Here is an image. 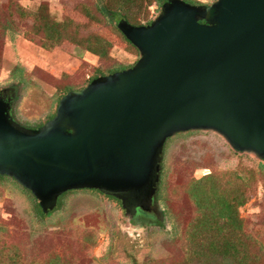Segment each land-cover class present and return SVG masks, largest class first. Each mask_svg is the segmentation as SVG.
I'll use <instances>...</instances> for the list:
<instances>
[{
    "label": "rangeland",
    "instance_id": "obj_1",
    "mask_svg": "<svg viewBox=\"0 0 264 264\" xmlns=\"http://www.w3.org/2000/svg\"><path fill=\"white\" fill-rule=\"evenodd\" d=\"M99 1L0 0V91L18 90L12 115L22 127L39 129L68 90L79 91L140 59L116 32L118 23L96 10ZM163 1L144 9L141 26L160 15ZM182 1L210 6L218 0ZM57 34L67 39L55 44ZM92 47L105 56L89 52ZM207 175L236 196L241 225L225 223L222 233L200 226V206L188 189ZM160 176V217L149 218L91 190L66 193L59 208L42 217L29 191L1 178L0 264H264L262 160L237 153L216 133L189 132L166 142ZM224 239L242 241L235 257L210 245Z\"/></svg>",
    "mask_w": 264,
    "mask_h": 264
},
{
    "label": "water",
    "instance_id": "obj_2",
    "mask_svg": "<svg viewBox=\"0 0 264 264\" xmlns=\"http://www.w3.org/2000/svg\"><path fill=\"white\" fill-rule=\"evenodd\" d=\"M117 28L136 65L69 92L39 129L17 124L0 100V177L45 215L79 190L149 211L165 144L179 134L213 132L264 162V0H167L150 24Z\"/></svg>",
    "mask_w": 264,
    "mask_h": 264
},
{
    "label": "trees",
    "instance_id": "obj_3",
    "mask_svg": "<svg viewBox=\"0 0 264 264\" xmlns=\"http://www.w3.org/2000/svg\"><path fill=\"white\" fill-rule=\"evenodd\" d=\"M148 2L145 3L144 0H100L97 3L96 10L99 12V14L104 17L105 19L109 18L111 21H115L118 23L120 20H125L128 22V24L140 27L141 19L140 16L142 12L145 10H148L149 6L152 4L154 0H147ZM167 0H164L165 2ZM137 12H136V11ZM144 20L148 19L147 15H144ZM116 32L121 36L122 40L129 45L132 48H135L125 37L124 35L118 30V28H115ZM64 39H67L65 35L57 34V37L55 39V44H60ZM73 42L77 43V40H73ZM81 46L82 43L78 42ZM94 55H99L100 57H104L105 54L98 52L93 47L90 48V51ZM121 70H114L107 74H101L100 76H106L113 74ZM84 88V87H83ZM81 88L80 90H82ZM74 89H70L68 91H72ZM161 175V171H160ZM3 177H0V179ZM216 179L213 175H207L203 177L202 179L193 182V184L188 189V195L192 200L197 202V205H199L200 209V226H203L204 229H215L218 232L222 233L224 229V224H231L232 226L236 224L241 225L240 221H237L236 217V210L233 206V203L235 201L234 194L230 193L228 190L218 189ZM161 183V176L159 178L158 188L156 195L154 197V201H156V197L158 194V189L160 188ZM70 193V192H68ZM64 194L63 196H65ZM61 196L59 200L63 197ZM58 200V201H59ZM240 205L242 206L243 203L241 202ZM59 208L60 204L58 202L57 205ZM41 209V208H40ZM39 214L44 217L46 216L42 210H38ZM242 241H226L225 239L219 243V244H210L212 247H215L226 255H232L235 257L238 252L237 245H241Z\"/></svg>",
    "mask_w": 264,
    "mask_h": 264
},
{
    "label": "flooded vegetation",
    "instance_id": "obj_4",
    "mask_svg": "<svg viewBox=\"0 0 264 264\" xmlns=\"http://www.w3.org/2000/svg\"><path fill=\"white\" fill-rule=\"evenodd\" d=\"M17 97H18V90L16 89V87L9 88V89H4V90H1L0 91V100L2 102H4V103H9V104L12 105L10 114H11V117L13 118V120L16 123H17V121H16L15 117L12 114H13V107H14V104H15V101H16ZM156 204H157V202L156 201H153V205L151 207V210H152L151 213H149L151 210L144 211V210L138 209L137 212H136V214H135V216L136 217L142 216V217L149 218L151 216V214L153 213L156 217H160L159 216L160 213L156 209Z\"/></svg>",
    "mask_w": 264,
    "mask_h": 264
}]
</instances>
